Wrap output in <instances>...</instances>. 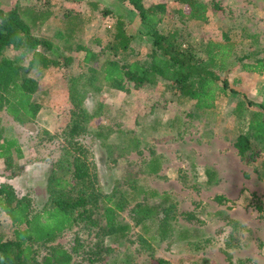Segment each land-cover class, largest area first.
Returning a JSON list of instances; mask_svg holds the SVG:
<instances>
[{
	"label": "rangeland",
	"instance_id": "1",
	"mask_svg": "<svg viewBox=\"0 0 264 264\" xmlns=\"http://www.w3.org/2000/svg\"><path fill=\"white\" fill-rule=\"evenodd\" d=\"M143 1L146 5L167 3L168 12L161 28L164 31L180 28L185 40L190 41L201 55L211 39L232 40L235 49L229 69L220 75L229 80L230 88L235 92L220 97L215 109L197 113L193 109L194 101L180 104L169 84L162 81L140 88L129 83L125 90L107 88L89 94L86 103L90 110L99 111V115L91 121L90 134L82 135L80 140L90 151L98 183L106 192L118 183L122 190L129 193L146 185L147 188L171 193L180 203L182 211H192L199 218H204L198 226L202 230V241L209 240L204 252L210 256L211 264H231L224 242L231 227L226 225L225 220L213 215L220 208H227L235 218L252 227V236L245 248L228 250L232 262L236 264L238 258L249 255L257 264H264V218L259 215L260 211L264 212V143L253 140V149L248 151L246 158L240 156L235 146L237 136L247 130L252 114L257 111L264 114V109L259 106L264 105V72H249L242 67L243 62L264 60V0H205L210 5L209 20L206 22L181 19L178 10L182 4L177 0ZM90 2L0 0V7L10 9L17 4H30L36 8L49 6L57 18L33 28V32L55 40L62 36L60 18L64 13L85 17L87 22L81 40L101 59L112 57L110 51H104V47L114 38V24L122 15L130 32L137 36L132 42L135 54L129 58L146 61L152 41L132 4L107 0L101 2L97 10H92ZM9 53L24 58L22 63L27 65L23 51L11 49ZM243 56H247L244 61ZM112 58L120 59V56L113 55ZM83 69L84 64L77 57L68 72L79 75ZM49 73L41 79L45 90L38 94V99L43 98L47 106L44 123L52 132L59 133L70 122L73 105L64 88L67 86L65 69ZM239 103L244 105L241 109L238 108ZM0 120L12 124L11 118L2 112ZM40 126L43 124H25L22 128L20 126V132L26 138L33 132L37 134ZM118 129L125 132L132 130L131 133L139 136L142 140L140 149L130 152H119L117 149L111 157L104 141L110 142ZM30 143L29 148H32L36 142ZM58 145V139L47 140V146L41 148L39 153L43 158L48 156V161L38 158V153L34 151L28 152L27 157L31 161L25 159L22 172L13 181L18 195H32L36 206H42L46 201L50 159L59 155ZM152 152L162 162V169L157 173L151 172L148 164ZM250 154L255 158H250ZM191 162L196 163V169L192 168ZM207 168L216 172L212 183L205 181ZM217 194H223L231 201L219 205L214 199ZM133 205L130 204L129 209L120 214L121 219L133 224L126 241L108 243L109 238L103 236L100 228L89 227L82 221L64 231L56 241L46 245L36 244L34 247L39 259L47 254L52 245L68 249L73 256L72 264H158L159 258H169L170 264H179L181 260L184 264H192L194 258L202 259V256L182 251L181 245L166 249V243L156 241L154 245L147 246L142 242L145 231L141 227L137 229L132 220L130 209ZM57 217L54 226L61 227L67 219L61 213ZM182 224L187 225L184 221ZM0 230L8 238L12 236L13 227L4 213L0 216Z\"/></svg>",
	"mask_w": 264,
	"mask_h": 264
},
{
	"label": "trees",
	"instance_id": "2",
	"mask_svg": "<svg viewBox=\"0 0 264 264\" xmlns=\"http://www.w3.org/2000/svg\"><path fill=\"white\" fill-rule=\"evenodd\" d=\"M103 1L107 0H91L92 10H97ZM118 1L132 4L152 41L151 52L144 62L129 58L135 54L132 42L137 36L130 32L122 15L117 17L114 24V38L104 47V51H110L112 57L119 55L120 59L110 56L101 59L95 50L81 40L87 22L85 17L64 13L60 18L62 36L55 40L33 32V28L57 18L49 6L36 8L30 4H17L10 9L0 7V110H5L21 124L35 121L42 101L38 99L39 80L29 72L36 69L42 73L52 66L65 69L68 93L73 103L71 120L62 131L59 155L50 159L48 199L45 203L36 206L32 195L20 197L12 184H0V216L4 213L13 227L10 238L0 230V264H72V254L62 245L50 246L42 259H39L34 246L56 241L64 231L82 221L89 227L100 228L103 236L109 238L108 243H121L128 239L133 228L132 223L120 218L121 212L128 209L130 204L134 203L130 212L137 226H147V221H154L160 208L165 207L161 206L163 202L152 204L146 198L142 200V193L149 197L157 195L151 188L129 193L116 183L111 191L106 192L99 185L90 151L80 140L82 135L90 134L91 121L99 115V111L90 110L86 103L89 94L107 88L125 90L129 83L140 88L162 81L169 84L180 104L194 101L193 109L197 113L215 109L220 97L235 92L230 88L229 80L220 75L229 69L235 49L232 40L211 39L201 55L190 41L185 40L180 28L165 31L161 28L168 12L167 3L146 5L143 0ZM177 1L182 4L178 10L181 19L197 22L209 20L210 5L207 1ZM10 49H23L28 65L22 64L23 58L9 54ZM75 53L82 55L85 68L78 76L68 72L76 60ZM246 58L243 56L242 61ZM242 67L249 72L263 73L264 60L243 62ZM243 106V103H239L238 108ZM259 106L264 109L263 104ZM11 131V127L0 122V159H4L9 167L14 166V152L18 157L22 156L18 140L9 135ZM131 132L118 129L110 142L104 141L111 157L117 149L119 152L140 149L141 138ZM253 140L264 143V114L259 111L252 114L247 130L237 136L235 146L242 158H246L248 151L253 149ZM251 157L255 158L250 154ZM262 158L264 166V154ZM148 164L151 171H159L161 161L155 152L151 153ZM207 174L209 180L216 176V172L209 168ZM218 199L224 198L219 196ZM163 209L166 215L156 223L160 237L168 235L169 211H172L171 207ZM60 213L67 221L61 227H55L54 221ZM157 263L168 264V261L159 258Z\"/></svg>",
	"mask_w": 264,
	"mask_h": 264
},
{
	"label": "crops",
	"instance_id": "3",
	"mask_svg": "<svg viewBox=\"0 0 264 264\" xmlns=\"http://www.w3.org/2000/svg\"><path fill=\"white\" fill-rule=\"evenodd\" d=\"M47 23H45L44 25H46ZM44 25H42V26H44ZM21 51H23V55H24L25 54L24 50L22 49ZM74 55L76 56V60H77V57H80V61H81L82 55L80 53H75ZM12 56H14V55H12ZM76 60H75V62H76ZM22 61H24V58ZM27 65H28V59H27ZM27 65H25V66H27ZM51 70L57 71V70H61V69H59V67L52 66L48 69H45L42 73H39L38 70H36V69H32L29 72V75L35 76L39 80V86H40L39 90L40 91L38 94H40V92H43L45 90L44 89L45 87L43 88L41 86V79L44 76H46ZM76 76H78V75H76ZM66 80H67V78H66ZM64 88L66 89L67 92L69 91L68 80H67V86ZM68 96H69V93H68ZM69 98H70V96H69ZM70 100H71V98H70ZM39 101H42V108L40 109V112L38 113L36 120L32 121V122H26L25 124H37V125L43 124V126H40L39 130L37 131V134H35V132H33V133H31L32 135H30V136L27 135L26 138H24L23 133L20 132V126L22 128V126H25V124H21L20 122L16 121L5 110H0V113L2 112L11 118L12 124H6L7 122L5 123L2 120H0V122L3 125H5L6 127L12 128V131L9 135L16 137V139L18 140V143L20 144V148L22 149V156L21 157H18L16 152L13 153V157H12L13 158V164H14L13 167H9L4 159H0V184L10 183L14 187H16V185L14 184L13 181L22 172L23 167L25 166L24 163L26 162L25 159H27L28 161H31V159L30 158L28 159V157H27L28 152L31 153V151H34L36 154L38 153L37 154L38 158H43L44 156H41L42 154L39 152L41 151L42 147L47 146V140L53 141L55 139H58L59 145L61 144L62 131L66 127L59 133L52 132L47 127V124H45L43 121L46 117L45 113L47 112V106L44 104L43 98L42 99L39 98ZM71 102H72V100H71ZM72 105H73V103H72ZM72 109H71V114H72ZM172 123L173 124H171V125L174 127V121H172ZM176 123H177V121H176ZM46 131L48 132L47 134L45 133ZM54 135H56V137H54ZM86 135H89V134H86ZM58 136H59V138H58ZM31 140L33 141V143H34V141L36 143H34L32 148H29L30 145H32L30 143V142H32ZM47 158H49V157L47 156ZM44 161H47L46 158H44ZM191 165H192L193 169H196L197 165L195 162H191ZM161 169H162V162H161V167H160L159 171H161ZM209 169H211V168H209ZM151 172H154V171H151ZM154 173H157V172H154ZM206 175H207V178L205 181L207 183H212L213 180L208 179L207 172H206ZM148 188H151L152 190H154L157 193V195H155L153 197H149V196H146L144 193H142L141 194L142 200H144V198H146L147 201H149V203H152V204L163 202L161 206H165L163 208L171 207L172 211L171 210L169 211V214L171 215V218L169 220V225L167 228L169 230V232H168V235H166L165 237H162V236L160 237V234L157 231V227H159V225L157 224V226H156L157 221L159 219L163 220L164 216L166 215V211L163 208H160L159 214L156 215L154 221H152V220L147 221V223H148L147 226H144V225H138L137 226L136 225L137 229L139 227H141L142 230L145 231V233L141 232V234L143 233L142 234L143 235L142 236L143 237L142 242L147 244V246L154 245L153 243L156 241L163 242V244L166 243V245H167L166 249L171 248L173 246L181 245L182 251H184L186 253L196 254V255H198V257L202 256V259H200V258L195 259L194 258L191 262L192 264H211L210 256H208L204 252L205 249L208 247V246H206V244H208L207 242L209 240L206 239V240L202 241V239H201V238H203L202 230L199 229V226H198V225H200L199 222L203 223V221H201V219H204V218H199L195 214V212H192V211H188V212L182 211L180 209V203L176 200V198L171 193L160 192L156 188H152V187H148ZM146 189H147V185H146V187L139 188L136 192L145 191ZM16 191L18 193L17 187H16ZM46 192H47V182H46ZM26 194H24V195H26ZM219 196L223 197L224 199H222V200L218 199ZM47 199H48V194H47L46 200ZM154 199H156V200L152 201ZM214 199L219 205L220 204L225 205L226 202L231 201L227 196H225L223 194L215 195ZM126 210H124V211H126ZM124 211H122L121 213H124ZM213 215L215 217L222 219V220H225L226 225L228 227L229 226L231 227L230 228L231 230L228 232V234L224 238V242H225L226 255L229 258V263L234 264L232 262L233 258H231L229 256L230 252H228V250L233 251V250H238V249L240 250V249L245 248L250 241V237L252 236V230H251L252 227L250 226L251 228H249L241 220H239L238 218H235L233 214H230V211L227 208H220L219 210L215 211V213ZM259 215H260V218H262V219L264 218L263 210L260 211ZM182 221H184L187 225H183ZM217 221H219V220H217ZM196 222L198 224H196ZM158 223H159V221H158ZM195 227H198V228H195ZM208 250H209V248H208ZM164 259H166L168 261V264H170V261L168 260L169 258H164ZM182 259H184V258H182ZM179 264H184V260H181ZM236 264H257V261L253 257H250L249 255H247V256L238 258V260L236 261Z\"/></svg>",
	"mask_w": 264,
	"mask_h": 264
}]
</instances>
